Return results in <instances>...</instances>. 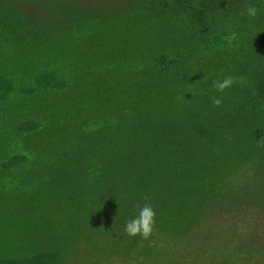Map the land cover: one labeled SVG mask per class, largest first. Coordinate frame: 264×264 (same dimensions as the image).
<instances>
[{
    "label": "trees",
    "instance_id": "16d2710c",
    "mask_svg": "<svg viewBox=\"0 0 264 264\" xmlns=\"http://www.w3.org/2000/svg\"><path fill=\"white\" fill-rule=\"evenodd\" d=\"M0 264H264V0H0Z\"/></svg>",
    "mask_w": 264,
    "mask_h": 264
},
{
    "label": "clouds",
    "instance_id": "9594fccd",
    "mask_svg": "<svg viewBox=\"0 0 264 264\" xmlns=\"http://www.w3.org/2000/svg\"><path fill=\"white\" fill-rule=\"evenodd\" d=\"M245 17L256 18L259 15V9L252 3H248L245 9L241 12ZM235 81L231 76H224L223 79L214 80L211 87L217 92L224 94L226 90L232 88ZM191 93V92H190ZM223 103V95L212 98V104L215 107H220ZM156 212L150 203H145L140 207L138 214L128 220L125 224L124 232L128 236H141L148 239L155 227Z\"/></svg>",
    "mask_w": 264,
    "mask_h": 264
}]
</instances>
